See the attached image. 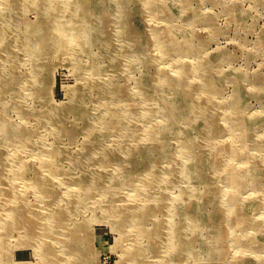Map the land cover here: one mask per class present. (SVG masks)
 I'll return each mask as SVG.
<instances>
[{"label":"rangeland","instance_id":"obj_1","mask_svg":"<svg viewBox=\"0 0 264 264\" xmlns=\"http://www.w3.org/2000/svg\"><path fill=\"white\" fill-rule=\"evenodd\" d=\"M119 2L104 0L98 8L92 5L90 8L97 10V15L92 13L77 20L81 46L76 43L70 55L80 57L79 68L66 60L62 48H55L59 35L54 30V24L49 21L43 31L41 28L36 30L41 13L34 8L37 4L16 0L13 8L7 10V4L0 0V33L4 34L0 40V86L4 81L14 89L12 92H0V120L5 111V118L9 122L18 126L25 124L35 140L29 143L27 149L20 150L21 146L4 141L0 130V211L12 207L11 200L4 195L6 189L23 186V181L24 184L28 183L14 177L16 156L21 161H28L38 176H46L55 194H66L72 188L69 179L92 181L101 178L96 186H93L95 181L90 183L91 189L86 194L83 189L76 190L75 186V198L83 200V206L76 211L74 207H69L73 211L62 217L60 232L56 233L53 229L51 236H46L49 233L44 226L36 229V234L30 237L17 228L9 231L0 229V244L6 238L8 242L7 248L0 249L1 264L41 262L38 246L44 238L47 240L46 249L54 254V258L49 255L45 258V264H123L121 255L128 242L124 241L126 237H122L115 213L108 211V202H122L124 197L133 195L136 190L146 192L152 189L161 203H166L165 209L158 213V219L166 218L169 211L175 212L178 204L181 207L189 202L194 204V198L183 196L184 190L188 189L194 191V197L200 198L204 215L208 218L213 216L217 224L227 213V201L222 194L225 196L224 190L231 192L235 187L230 188L225 183V173L207 169L212 182L204 186L196 184L194 179L184 178L181 173L183 165L190 164L189 158L186 160L180 155L181 147L186 144V136L179 134L182 130L185 129L187 135L191 136L194 147L200 144L196 146L202 150L200 153L209 152L215 158L219 156L216 148L223 144L219 142L221 138L208 151L211 146L197 134L201 124L186 122L183 118L178 119L166 135L156 136V132L154 136H147L151 128L158 129L156 123L161 120L163 108L155 96L160 90L155 79L162 72L157 68L161 65L169 67L170 64L167 58L161 57L159 46L149 44L141 54L140 43L144 38L141 40L138 35L142 30L145 33L147 28L158 31L167 29L170 32L161 36L163 43L175 40L183 49H187L186 41H189L193 47L181 59L194 68L203 61L214 66L218 89L215 103L220 104L221 112L229 109L241 89L249 92L256 87V94L246 96L244 112L245 116L264 120V92H257L261 85L264 86V0H165V5L174 13L169 19L154 17L161 13L162 6L158 12H143L140 11L139 0H125L123 9L117 7L116 3ZM58 15L59 12L55 11L52 16ZM41 36L44 39L42 43ZM27 38L29 45L24 42ZM38 41L40 48L33 50ZM150 57L162 59L161 65L155 67L154 64H146ZM38 65L40 68L37 69ZM96 67L100 68L98 72L94 70ZM34 80L41 90L39 94L33 93L31 96L29 86ZM83 83L97 84V88L73 94L82 88ZM115 88L121 90L120 95H104L107 98L102 99L105 97L101 94ZM26 94L30 97L23 99L22 96ZM169 97H173L172 91ZM4 103L7 104L6 110H3ZM21 105L23 107L19 110ZM76 107L81 109L84 116H78ZM196 112L200 111L196 109ZM204 115L197 113L198 118ZM140 117L143 121H140ZM113 120L115 123L111 125ZM253 132L248 148L255 153L258 166L250 167L247 171L243 170L246 163H238L239 171L246 175V183L237 196L238 204L246 206L244 211L251 221L242 226L233 222V251L237 249L234 239L245 231L260 238L264 235V182L261 190L251 186L255 175L261 176L264 181V124L253 128ZM230 140L231 137L225 142L229 143ZM150 146L151 159H148L144 151L145 147ZM88 148L91 151L86 154ZM54 171L58 177L68 180H58ZM25 195L32 206V213L36 215L69 210L66 209L68 201L65 198L60 202L48 203L39 202L32 191ZM171 204L173 210L169 209ZM231 208L232 219L236 221L240 218L238 212L241 208L237 204ZM180 220L182 218L175 216L172 222ZM254 220L259 226L258 231H254ZM183 221L181 225H185L184 234L190 240V245H185L177 264H224L222 261H227L218 258V245H215V238L211 234L215 228L219 229L214 221L200 218L197 221L187 220L185 216ZM157 247V251L148 254L149 260L145 264H159L168 256L165 255L169 250L166 244L157 243ZM240 252L243 254L236 250L232 257L234 260L239 257L241 264L264 263V248L253 253L245 247Z\"/></svg>","mask_w":264,"mask_h":264},{"label":"bare ground","instance_id":"obj_2","mask_svg":"<svg viewBox=\"0 0 264 264\" xmlns=\"http://www.w3.org/2000/svg\"><path fill=\"white\" fill-rule=\"evenodd\" d=\"M2 1L3 3L7 4V10L13 8V2H16V0ZM28 1L37 4L34 8L38 9V11L41 12L40 20L38 25L36 26V30L37 28H41V30L44 29L46 26H48L49 21L51 22V24H54V30H56L55 32H57L59 35L55 48H62L64 50L63 53H66V60L71 61L75 66L80 68V57H77L74 54L73 56L70 55L73 53L74 45L76 43L79 45L81 44V35L79 33L80 30L77 29L76 25L77 20L82 19L83 17H87L92 13L97 15V10H91L92 5L95 8H98V6H101V4L103 5L102 1L104 0ZM119 1L120 2L116 3V5L118 8L120 7L121 9H123V2L125 0ZM139 1L141 9L140 11L143 10V12H145L146 10H157L158 12L159 7L162 6L163 9L161 13L158 12L157 15H154L155 18L159 19L162 17H166L167 19H169L172 15H174V13L171 12L167 5H165V0ZM104 6L107 7V5ZM72 9L73 12H71ZM55 11L59 12L58 17L52 16ZM66 13H70V15H67ZM100 17H103V15H100ZM41 18L42 20L45 19L46 21L44 20L43 22ZM146 30L147 31L145 33L142 30L138 35V38L140 37L141 40L144 38L143 43H140L141 49L139 50L141 51V54L147 49L149 44L159 46L161 57L165 60L167 58L170 66L168 67L161 65L160 61L162 59L160 58L153 59L152 57H150L148 58V60H146V64L151 63L154 64L155 67H157V65H161L157 68V70L162 72L160 76L155 79V82H157L156 84L158 85L160 90L155 93V96L157 100H160L159 106H162L163 108L161 107V123H156L159 125L157 127L158 129L154 130L153 128H151L150 133L147 135L146 131L145 134L150 137V135L154 136L156 132H158L156 136H164L168 134L170 130H172L175 122L180 118H183V120H186V122L192 121L200 123V127H197V134L204 138V140L207 141L211 146L208 151L213 149L215 146L213 144H215L216 141L217 144L218 140L221 138L219 142L223 144L216 148L219 150V152H217L219 156L215 158L213 153L212 157L210 154H208L209 152L207 154L200 153V151L202 150L196 147L200 144L197 143V145H195L194 147L191 136L187 135L185 129L182 130L179 134L186 136V144L181 147L180 155L186 160L189 158L190 163L187 166L183 165V168L181 170L182 176L186 179L189 178V180L194 179V181H196V184L204 186V184L212 182L207 169L218 171L220 170L221 172L225 173V175L223 176L225 183H227L230 188L235 187V189L231 192H226L224 190V193L226 195L224 196V194H222L223 198H225V200L227 201L228 210L227 213H224V218L222 217L218 220L219 224H217V219L213 218V216L208 218V216L204 215L205 209H203V206L199 204L200 198L194 197V195L192 194L194 193V191H192L191 189L184 190L185 192L183 196L185 198L192 197L196 200V202L194 204L189 202L185 205V207H181V205L178 204L177 210L175 212L169 211L168 215H166V218L164 217L163 219H158L157 216L160 211L165 209L164 205L166 203H161L156 192H154L152 189L146 191L147 193L145 192V190H136L135 192H133V195L124 197L122 202L116 201V203H114L113 200L108 202V211H110V213H115L117 224L119 229L121 230L122 237H126V240L124 241L128 242L127 247H125V251L121 255L123 264L147 263L149 260L148 254L157 251V243L166 244V247H168L169 249L165 252V255L168 256L164 258V260L160 261L159 264H177L179 262L177 259L180 257V255H182V251H184L185 245H190V240H188V238H186L184 234L185 225H181L182 221L184 220V216L187 218V220L190 218L191 220L196 219L197 221V219L200 218L206 221H214L219 229L216 230L215 228V230L212 231L211 234L215 238V245H218V258L220 260L226 259L227 261H222L224 264H241L238 261L240 259L239 257L235 260L234 257H232L233 253L236 250L241 255L243 253L240 251L245 250V247H247L248 250L252 251L253 253L258 251L260 252L264 248V235L260 238L257 237V235L252 236V233L249 231H245L244 233H242V235H239L238 238L234 239V241H236L235 244L237 245V249L233 251V235L231 230L233 229V222L235 223V225L241 224L242 226L244 225V223L251 221V219L247 217V214L244 211V209H247L246 206H243L240 203L238 204V192L243 188V186H245L244 184L246 183V175L241 174L242 172L239 171L240 166H238V163H246L244 164L243 170L248 169L247 171H249L250 167L253 168V166H258L255 153L253 154L249 151L248 144L253 138V128L263 125L264 120H258V118L252 116H245L244 112L248 99L246 96H250L249 93L256 94V87L254 90L250 89L249 92L246 89H241V93L234 97L229 109H226L227 111L223 110V112H221V106L220 104H216L217 102L215 99L216 95L218 94V89L215 85L214 72L216 70H214V66H212V64L208 61H203L202 64H199V67H192L191 64L186 61L184 62L181 59L182 57H184L183 54L186 51L191 50L193 47V45H191L189 41H186V45H188V48L183 49L175 40H171L170 43L162 42L161 36H165L170 32L167 29L158 31L151 28L148 30L147 28ZM3 35V32H1L0 40L3 38ZM43 40V36H41L40 43H42ZM24 42L29 45L28 38L25 39ZM39 48L40 47L38 41L35 47H33V50L37 51ZM35 56L36 55H34L33 59H35ZM207 66H211L209 70L206 69ZM36 68H40L39 65L36 66ZM94 70L95 72H98L100 68L96 67ZM1 71L3 72V68ZM1 84V93L6 90H9V92H12L14 90L13 88H10L11 86H8L7 82L2 81ZM29 87L32 92L31 96L33 93L39 94V91L41 90L37 85L36 80L30 83ZM94 88H97V84H95L94 86L93 83L90 85H84L83 83L82 88L75 90L73 94L76 95L79 92L85 93L87 92V90L93 91ZM24 90L27 91L26 88H24ZM109 90L110 89H108V91H105L101 95H103V97H105L104 95H107V97L108 95L115 97L116 95H120L121 92L120 89L116 88L112 91ZM167 90L170 91V93L165 94ZM260 90L264 92L263 85L259 87V90L257 92H259ZM171 91L173 94V97H171L172 99L169 97ZM27 96L30 97V95L26 94L23 95L22 98H27ZM107 97L102 99H106ZM3 107V110H6L7 104L4 103ZM22 107L23 105L20 106L19 110H21ZM77 108L78 107H76V109ZM196 109H198V111L200 112H196ZM80 111L81 109H77L78 116H84L83 112ZM197 113H204L205 115L203 116V118H198ZM5 115V111H3V118L2 120H0V130L2 132L3 140L7 141L11 145H15L17 147L21 146L22 148L20 147V150L27 149L26 147L29 145V143L35 141L33 135L29 132V129L25 124L22 123L20 126L15 125L14 123L9 122L5 118ZM194 115L195 117L193 118ZM133 119H135L134 115ZM140 121H143V119L141 118ZM114 123L115 121L113 120V122H111V125H113ZM186 127L187 126H185V128ZM230 137L232 138V141L230 140L229 143L225 142L228 141ZM223 138H225L224 142H222ZM89 151H91L90 148L87 149L86 154H89ZM150 151H152L151 146L145 147L144 152L148 155V159H151ZM54 154L56 155V153ZM14 159L16 168L14 169L15 171L13 172V174L15 179H24L28 183L24 184L23 181V186L18 185L19 187L16 189H6L4 195H6L7 198L11 200L10 203L12 207L9 210L5 208L2 212L0 211V229L9 231L13 228H17L22 232L25 231L30 235V237L31 235L36 234V229H42L44 226L47 227V231L49 233V235L46 236H51V233H53V229L57 231L56 233L60 232L62 228L61 225L63 224L62 217H66L68 214L70 215L71 211H73L69 207H74V210L76 211L77 208L79 209L83 206V200L75 198V186L77 187L76 190L83 189L86 194L88 193V190L91 189L89 187L90 183L95 181L93 186H96V184L101 179L99 178L98 180V178H95L92 181H88L84 178L76 181L69 179V181H71V184L73 185L72 188L69 189L66 194L65 192L62 193V195L55 194L50 189L52 184L47 181L46 176H38L35 170H32L33 167L29 163H27L28 161H21L17 156L14 157ZM157 164L155 166H157ZM57 175L58 173L54 171V176L58 180H61L62 182L68 180L66 178H60ZM30 176H32L33 178H31ZM48 176H50V174H48ZM262 182L264 181L263 179H261V176L259 177V175H255L252 178L251 186L254 189L261 190ZM0 189H2V187H0ZM31 191L34 193L36 199L39 202H60L61 199L65 198L68 201V207L66 209L69 208V210L62 209L56 213L50 212V214L42 213V215H36L35 213H32V206L30 202L26 200L27 196L25 194ZM221 193L222 192L220 191V194ZM235 204L239 205V208H241L238 212L240 213V218H238L236 221H233V209L231 207ZM100 205H102V203H100ZM173 208L174 206L173 204H171L169 209L173 210ZM175 216H177L178 219L182 218V220L178 221L177 223L172 222V219ZM252 224H256V220H254ZM254 226V231H258L259 226L257 224ZM216 233H219V236ZM247 233H250V235L248 236ZM165 239L167 242H164ZM43 240V242L38 246L39 253L41 254V262L37 264H45L46 262L44 260L48 257V255L54 258V254L50 253L51 251L46 249L47 240H45V238ZM6 246H8L7 238L5 241L3 240L2 244H0V249ZM56 262L59 261L57 260Z\"/></svg>","mask_w":264,"mask_h":264}]
</instances>
